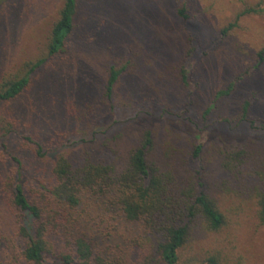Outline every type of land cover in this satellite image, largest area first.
Wrapping results in <instances>:
<instances>
[{"label":"rangeland","instance_id":"rangeland-1","mask_svg":"<svg viewBox=\"0 0 264 264\" xmlns=\"http://www.w3.org/2000/svg\"><path fill=\"white\" fill-rule=\"evenodd\" d=\"M63 1L0 0V77L23 75L27 63L47 57ZM263 8L264 0H79L63 51L32 76L22 95L0 107V264H25L17 230L28 220L12 205L16 183L30 197L49 179L61 152L95 158L110 147L120 170L146 131L154 143L151 160L181 181L200 185L227 220L219 233L193 223L178 264H208V258L218 264H264V225L258 216L264 131L251 130L246 122H223L234 121L246 100L249 116L264 121V61L258 58L264 13H248ZM181 9L187 19L178 14ZM110 67H125L114 96L118 116L94 124L108 108L103 93ZM181 69L189 74L188 88ZM230 83L233 92L215 100ZM151 102L157 107L149 108ZM28 137L45 158L36 156ZM238 150L248 152L250 160L236 176L221 162ZM77 214L84 220L76 223L74 237L88 239L96 252L111 258L134 259L130 245L141 234L138 224L107 210L88 192Z\"/></svg>","mask_w":264,"mask_h":264},{"label":"trees","instance_id":"trees-1","mask_svg":"<svg viewBox=\"0 0 264 264\" xmlns=\"http://www.w3.org/2000/svg\"><path fill=\"white\" fill-rule=\"evenodd\" d=\"M78 3L79 0L63 1L51 31L46 58L27 63L28 69L23 75L0 77V107L22 95L30 87L32 76L51 57L63 51L75 26ZM258 12L264 13V8L248 11ZM178 14L183 19L188 18L183 9L178 10ZM232 28L233 24H230L222 33L226 34ZM258 58L260 62L264 61V48L259 51ZM124 71L125 67L109 68L103 93V103L108 108L94 124L118 116L114 96L116 84ZM188 76V72L181 69L179 77L185 88L190 86ZM234 88L235 83H230L225 90L216 93L215 100L229 96ZM148 106L151 109L157 107L153 102ZM213 107L214 102L205 114ZM250 107L251 101L246 100L234 121L223 122L236 125L246 122L251 130L264 131V121L249 116ZM10 133L11 130L4 135ZM25 140L32 144L36 156L45 158L40 145L33 144L30 137ZM153 147L151 132L146 131L140 145L130 151L120 170L119 157L110 147L95 158L86 152L79 155L61 152L52 161L49 179L40 190H31L30 197L21 183H16L12 205L28 220L27 225L20 224L17 230L18 237L24 241L19 255L22 261L25 264H45L50 260L58 264H178L180 252L192 238L193 223L199 222L207 233H219L227 220L218 203L201 191L200 185L196 188L191 179L181 181L170 169L151 160L149 155ZM200 149V146L195 148L194 158ZM249 160L248 152L238 150L229 153L221 167L237 176L245 172ZM84 192L95 197L96 202L99 200L107 210H117L127 222L141 227V234L130 245L134 259L124 261L123 258L103 255L96 252L88 239L72 235L76 223L84 220L77 214ZM258 216L260 225H264V192L258 195ZM207 262L218 264L214 258H208Z\"/></svg>","mask_w":264,"mask_h":264}]
</instances>
